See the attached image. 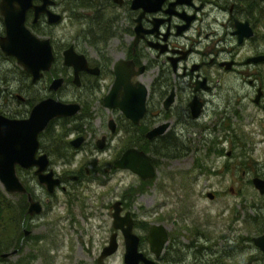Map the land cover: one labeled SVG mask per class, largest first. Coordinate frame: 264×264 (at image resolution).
<instances>
[{
  "label": "flooded vegetation",
  "instance_id": "1",
  "mask_svg": "<svg viewBox=\"0 0 264 264\" xmlns=\"http://www.w3.org/2000/svg\"><path fill=\"white\" fill-rule=\"evenodd\" d=\"M263 1L164 0L160 7L148 9L134 0H52L47 8L61 15L56 21L50 20L47 10L36 16L35 7H30L25 24L36 36L50 39L54 55L50 69L43 70L37 79L0 44V60L17 62L13 68L1 67L3 114L28 117L32 107L49 96L80 105L72 115L52 118L39 133L37 155L48 154L47 171L53 169L60 179L55 191L61 186L71 205L90 182L107 185L120 170H128L136 177L121 199L108 204L114 229L111 234L118 232V248L99 261L109 237L102 244L97 264H106L118 253L120 236L124 240L122 230L114 227V204L119 200L120 213L130 212L133 218L140 251L159 264H249L253 254L242 256L246 237L238 227L235 233L236 226L231 224V220H241L244 211L221 198L240 192L242 208L247 203L249 186L264 194L254 183L256 177L264 179V59H252L264 54ZM42 2L33 0L34 5ZM67 17L79 20L81 27L72 41L60 42L54 30ZM0 24L1 37L6 34L1 9ZM67 50L72 63L66 62ZM15 74L23 83L13 91L10 83L16 79ZM59 78L62 80L55 88L52 83ZM43 80L46 94L32 98L27 109L13 112L15 108H2L10 94L25 101L27 97L22 92L30 93ZM140 83L147 91L145 111L135 121L119 103L126 94H140ZM104 109L111 114L104 116ZM233 115L238 117L235 126ZM94 123L104 131L90 140L96 134ZM80 136L83 139L76 144ZM43 137L50 145L43 146ZM258 147L263 161L252 168L251 159ZM130 149L134 151L131 161L150 163L154 175L116 165ZM81 150L85 153L77 159ZM95 150L101 155H96ZM52 160L64 164L61 173L52 166ZM18 168L24 167L18 165L17 172ZM30 168L35 173L36 166ZM28 190L38 199L33 190ZM110 191L111 188L102 191L100 207ZM158 193L162 195L160 199L155 196ZM202 195L218 202L215 214H199L197 197ZM257 207L264 208V202ZM35 214L40 213L27 212L29 221ZM244 214L243 222H252L256 231L263 228L249 238L258 246L254 238L264 233L263 219L256 217L252 221L247 212ZM154 223L164 224L167 231L159 255L151 250L147 238ZM215 225L220 229L218 233ZM226 225L228 230L223 231ZM142 226L148 227L145 235L138 232ZM26 227L22 226L20 245L3 252L15 248L20 252L24 239L28 241L33 236V229ZM122 255L125 258V250Z\"/></svg>",
  "mask_w": 264,
  "mask_h": 264
},
{
  "label": "rangeland",
  "instance_id": "2",
  "mask_svg": "<svg viewBox=\"0 0 264 264\" xmlns=\"http://www.w3.org/2000/svg\"><path fill=\"white\" fill-rule=\"evenodd\" d=\"M72 20H74V23L71 22ZM80 27L81 23L79 20L77 22L75 19L67 17L61 24L55 27L54 32L60 42H70ZM0 29H3L1 24ZM0 63H2L0 64L1 72V67H4V65L13 68L17 62L1 59ZM57 66L61 68L62 63H59ZM15 76L16 79L10 83L11 90L13 91L23 83L18 74H15ZM44 86L45 81L43 80L38 85L33 86L30 93L22 92V94L27 97L25 101H21L10 94L11 98H7V105L2 106V108L7 111H11L15 108L13 112L19 108L25 107L27 109L29 107V101L32 98L35 99L38 96L46 94L47 90ZM109 114H111V112L104 109L103 115L107 116ZM244 120H246V117ZM232 123L234 126L235 124L237 125L238 117L233 115ZM93 127L95 128L96 134H93L90 140H94L96 136H99L104 131L102 126H99L98 123H94ZM42 143L45 147L46 145H50L48 140H45L44 137L42 138ZM85 146L88 148L90 143ZM47 148H49V146ZM256 149V153L251 159L252 168L254 166L257 167V164L260 165L259 161H263L261 157L263 156V152L260 150V147ZM96 150L98 149L96 148ZM84 153V150L77 153V159H80ZM96 153V155H101L98 152ZM52 162V166L61 173L64 164L58 161L54 163L53 160ZM18 174L30 189L33 190L34 195L43 202L44 210L40 214H35L32 220L29 221V225L26 228L33 229V236L30 237L28 241L27 238L24 239L25 243L20 252L11 255L6 260H0V264H21L24 261H27V264H97L96 258L101 250L102 244L109 239L111 232L114 230L112 229V215L108 204L111 203L110 200L113 202L117 198L121 199V195L125 188L131 185L136 179L135 175L128 170H120L113 175V178L107 185H99L96 182H90L85 192L83 194L78 193L76 200H73V203L70 205L65 190L60 186L54 193H49L45 184L41 183L34 173V168H18ZM108 188L109 190L111 188V191L105 194L103 197L105 204L100 207L102 191ZM8 196L15 200H18V198L20 199L18 194L14 195L8 193ZM155 196L160 199L162 195L158 193ZM146 197H144V202L148 200ZM224 199L228 200L230 204L238 210L242 209V211H244L242 212L241 220L237 222L231 220V224L236 226L235 233L239 231L237 230L238 227L240 228V233L246 237L244 243L247 245L243 248L242 256L246 257L253 254L249 260V264H264V253L249 239L251 236L259 234L263 228L256 231L252 222L249 221L247 224L243 222L244 213L247 212V216H249L252 221H255L256 217L263 219L262 225L264 226V208L261 209L257 207V205L264 202V194H260L254 187L249 186L247 203L244 202L242 208L240 192L237 194H225L221 198V201ZM197 200L199 204V214L202 215L205 211H211L215 214L218 207L217 201H213L203 195L197 197ZM96 210H101V212L98 213ZM90 211H92L93 214H90ZM88 213L89 216H86ZM20 221L22 224L21 227L24 226L22 220ZM226 223L229 224V220L226 221ZM215 226L216 228L214 230L218 233L220 229L218 225ZM227 230L226 225L223 227V231ZM147 231V226H142L138 229V232L144 235ZM18 235L21 239L24 235L23 228H21V232L19 230ZM119 242L120 246L118 253L110 257L106 264H125L122 255L125 250L123 236H120ZM146 247H148V243H146Z\"/></svg>",
  "mask_w": 264,
  "mask_h": 264
},
{
  "label": "water",
  "instance_id": "3",
  "mask_svg": "<svg viewBox=\"0 0 264 264\" xmlns=\"http://www.w3.org/2000/svg\"><path fill=\"white\" fill-rule=\"evenodd\" d=\"M164 0H134L136 4L145 5V8L156 9L161 6ZM52 0H43L40 5H34L33 0H1L0 9L5 18L6 34L0 37V44L7 54L15 55L24 67L33 74V79L43 75V70L51 67L54 59L51 41L49 38H40L36 36L25 24L26 12L28 8L35 7L36 16L47 10L50 20L60 19L59 13H54L47 8ZM252 32L250 31L249 34ZM70 50L66 51V62L72 63L70 59ZM252 59H264V54L255 56ZM74 62V60H72ZM75 63V62H74ZM78 67V66H77ZM62 78L53 81L52 86L57 88V84ZM56 84V85H55ZM141 84V83H140ZM140 94H126L119 105L129 117L135 121L141 117L145 111L146 88L143 84ZM111 96H108L110 98ZM107 98V99H108ZM107 103H111L108 102ZM112 104V103H111ZM112 105H115L113 103ZM80 109V105L74 102H65L58 97L49 96L37 102L31 109L28 117L18 118L10 117L0 111V183L8 192L27 193L29 214L41 213L43 204L40 200L34 199L32 193L21 180L17 166L30 168L36 166L35 173L41 183L46 185L49 192H54L57 184L60 182L55 177L53 169L47 171L50 165V159L46 152L37 155L40 148L39 133L49 121L57 116L72 115ZM104 138V137H103ZM103 138L101 140H103ZM83 136L76 139L75 143L82 140ZM133 150H127L121 158L116 161V165L122 167H132L139 173L148 171L154 175L153 165L150 163H133L131 156ZM147 160H149L147 158ZM257 187L264 191V179L254 178ZM121 201L114 204V227L121 229L125 241V263L140 264H159L154 259L147 258L139 249L140 236L133 230V218L130 212L125 215L120 213ZM28 231L25 230V234ZM147 238L150 242V248L157 255L161 252L165 241L167 240V231L164 224L154 223L150 226ZM255 243L264 251V233L254 238ZM118 248V232L114 231L109 239V243L104 246L99 261L113 253ZM18 248L0 253V257H7L17 253Z\"/></svg>",
  "mask_w": 264,
  "mask_h": 264
},
{
  "label": "trees",
  "instance_id": "4",
  "mask_svg": "<svg viewBox=\"0 0 264 264\" xmlns=\"http://www.w3.org/2000/svg\"><path fill=\"white\" fill-rule=\"evenodd\" d=\"M264 5V1H263ZM12 116V114H10ZM30 189V187H28ZM21 195L20 199L15 200L8 196V193L0 184V253L9 248L20 245L21 221L24 226H28V199L25 193H13ZM34 257V256H33ZM5 259L0 257V260ZM21 264H27V261Z\"/></svg>",
  "mask_w": 264,
  "mask_h": 264
}]
</instances>
